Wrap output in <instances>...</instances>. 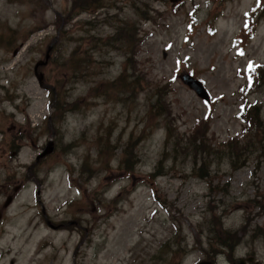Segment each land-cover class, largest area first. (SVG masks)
<instances>
[{"label":"rangeland","instance_id":"obj_1","mask_svg":"<svg viewBox=\"0 0 264 264\" xmlns=\"http://www.w3.org/2000/svg\"><path fill=\"white\" fill-rule=\"evenodd\" d=\"M256 133L264 0H0V264H264Z\"/></svg>","mask_w":264,"mask_h":264},{"label":"water","instance_id":"obj_2","mask_svg":"<svg viewBox=\"0 0 264 264\" xmlns=\"http://www.w3.org/2000/svg\"><path fill=\"white\" fill-rule=\"evenodd\" d=\"M175 0H171V2H174ZM58 41V37H55L51 44L47 47L46 52H45V56L44 59L41 61H38L34 67H33V74L38 82V84L43 87V75L41 73H38V69L40 67H44L48 64L50 58H51V53L54 49L55 44ZM180 81L182 82L183 85H185L190 91L194 92L195 95L200 98L202 101L208 103L210 101V95L207 92L206 88L204 87V84L196 79L195 77H193L192 75L188 74V73H182L179 76ZM45 88H47L45 86ZM54 149V142L52 140H49L45 149L36 157V161L46 157L47 155L51 154L53 152ZM11 202V198H8V200L5 203V206H8L9 203ZM253 258L248 259V262L252 263L253 262ZM202 264H206V263H202ZM234 264H246V261H244L243 259H238L234 262Z\"/></svg>","mask_w":264,"mask_h":264},{"label":"trees","instance_id":"obj_3","mask_svg":"<svg viewBox=\"0 0 264 264\" xmlns=\"http://www.w3.org/2000/svg\"><path fill=\"white\" fill-rule=\"evenodd\" d=\"M260 70V68L258 69V71ZM256 110V109H255ZM251 110L246 111V113L242 116V118L245 120V122L248 124V127L244 130V133L242 134L241 140H243L244 138L247 137L246 133L249 131H252L254 129H258L259 127H261L260 125V121L258 118V115L256 112H253L250 115ZM250 115V116H249ZM199 127V126H198ZM198 135L200 134V130H197ZM258 134L256 133L254 136H250L248 137V141L244 142L241 147H238V142H240L239 140H231L227 143V147L232 148L231 146H233L234 148V153L236 155L240 154L241 152L248 150V148H252V146H254V144L257 147V144H262V142L264 141V138L261 139V141L258 142ZM264 134V133H263ZM194 146V143L191 144V148ZM262 147H264V143L262 145ZM256 151V150H255ZM205 152V144L202 143V141L198 142V155L202 154L204 155Z\"/></svg>","mask_w":264,"mask_h":264},{"label":"flooded vegetation","instance_id":"obj_4","mask_svg":"<svg viewBox=\"0 0 264 264\" xmlns=\"http://www.w3.org/2000/svg\"><path fill=\"white\" fill-rule=\"evenodd\" d=\"M57 35H58V32H57ZM233 252H234V249H233L232 253H233ZM215 257H216V256H215ZM239 258L245 260V261L247 262V264H251V263L248 262V259L251 258L249 255H246L244 258H243V257H238V258H236V259H239ZM236 259H235V260H236ZM235 260L232 261V262L234 263ZM200 263L216 264V261L214 260V258H212V259H211V258H207L206 261H201ZM200 263H197V264H200ZM253 264H257V262L255 261V262H253Z\"/></svg>","mask_w":264,"mask_h":264}]
</instances>
